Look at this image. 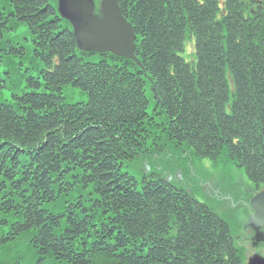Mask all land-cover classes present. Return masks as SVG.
<instances>
[{
    "label": "trees",
    "instance_id": "obj_1",
    "mask_svg": "<svg viewBox=\"0 0 264 264\" xmlns=\"http://www.w3.org/2000/svg\"><path fill=\"white\" fill-rule=\"evenodd\" d=\"M117 1L140 64L81 52L57 0H0L1 44L25 24L44 64L42 82L0 55V94L33 87L0 100V264H243L228 220L169 176L210 159L264 186V0Z\"/></svg>",
    "mask_w": 264,
    "mask_h": 264
},
{
    "label": "rangeland",
    "instance_id": "obj_2",
    "mask_svg": "<svg viewBox=\"0 0 264 264\" xmlns=\"http://www.w3.org/2000/svg\"><path fill=\"white\" fill-rule=\"evenodd\" d=\"M30 38L31 35L25 24H21L15 31L9 30L6 33V39L11 40L17 49L14 50L11 45L1 44L0 42V49L2 48L0 55L9 58L12 62L21 61L20 72L24 71V75L28 76H39L43 82L40 70L44 67V64L40 57L35 55L32 49L33 42ZM20 46L26 48L27 56L21 52ZM180 55L192 66L196 65L197 56L194 38L189 37ZM84 57L86 60L93 62L100 60L97 55ZM4 69V65L0 63V71ZM31 89L33 87L28 84V80L23 78L15 89H4L0 94V100H12L14 92L21 94ZM63 93L69 103L86 102L88 100V95L81 88L72 84L64 86ZM153 104L154 100H151L149 110L152 109ZM182 169L181 173L178 174L179 177H172L173 183L176 186H184L193 190L201 202L208 203L228 220L236 246L242 251L243 264H247L248 259L254 254L258 253L264 256V244H253V231L250 227L247 228L249 215L251 214L248 205L250 198L255 193L252 190L254 189L253 183L247 177L244 169L230 162H221L216 165L210 159L194 161L193 166L185 169L187 171L183 172ZM188 173L189 176L186 175Z\"/></svg>",
    "mask_w": 264,
    "mask_h": 264
},
{
    "label": "water",
    "instance_id": "obj_3",
    "mask_svg": "<svg viewBox=\"0 0 264 264\" xmlns=\"http://www.w3.org/2000/svg\"><path fill=\"white\" fill-rule=\"evenodd\" d=\"M61 16L71 22L78 47L87 52H113L133 58L137 39L131 22L123 15L117 0H102L100 14H95L94 0H58ZM254 213L249 224L264 227V191L251 200ZM257 242H264V233L257 231ZM248 264H264V257L255 254Z\"/></svg>",
    "mask_w": 264,
    "mask_h": 264
},
{
    "label": "flooded vegetation",
    "instance_id": "obj_4",
    "mask_svg": "<svg viewBox=\"0 0 264 264\" xmlns=\"http://www.w3.org/2000/svg\"><path fill=\"white\" fill-rule=\"evenodd\" d=\"M259 191H260V188L257 187V191L255 192V194H257ZM255 194H254V195H255ZM248 210H250V207H248ZM250 211L252 212V210H250ZM262 230H263V229H262ZM252 231H253V234H254L255 231H254V230H252Z\"/></svg>",
    "mask_w": 264,
    "mask_h": 264
}]
</instances>
